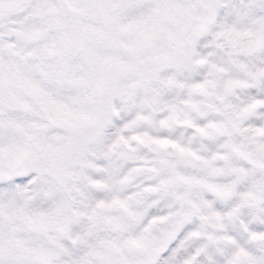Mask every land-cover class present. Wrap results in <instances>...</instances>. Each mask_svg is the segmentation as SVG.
<instances>
[{
  "label": "snow or ice",
  "instance_id": "1",
  "mask_svg": "<svg viewBox=\"0 0 264 264\" xmlns=\"http://www.w3.org/2000/svg\"><path fill=\"white\" fill-rule=\"evenodd\" d=\"M0 264H264V0H0Z\"/></svg>",
  "mask_w": 264,
  "mask_h": 264
}]
</instances>
